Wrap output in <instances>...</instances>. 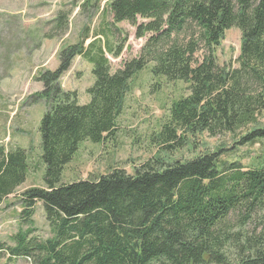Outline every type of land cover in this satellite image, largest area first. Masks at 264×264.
<instances>
[{"label": "trees", "instance_id": "16d2710c", "mask_svg": "<svg viewBox=\"0 0 264 264\" xmlns=\"http://www.w3.org/2000/svg\"><path fill=\"white\" fill-rule=\"evenodd\" d=\"M108 8L111 26L128 22L137 38L152 36L139 58L112 74L106 53L117 58L122 47L104 49L97 40L86 47V27L77 44L60 52L57 70L38 78L43 91L37 98L49 104L40 125L44 187L22 193L21 216L33 226L42 203L53 237L41 241L31 237L33 230L19 232L11 258L35 264H264V231L247 230L264 210V163L246 170L222 160L221 151L173 163L155 156L133 175L117 168L61 182L82 143L101 144L116 133L131 82L150 65L156 78L190 84V94L172 104L156 136L164 152L184 148L189 136L251 126L240 144L263 141L264 0H111ZM139 18L148 23L138 25ZM67 27L65 17L56 28ZM232 28L242 36L239 67H220L215 49ZM76 57L93 66L85 105L58 87ZM28 173L25 149L0 146V205Z\"/></svg>", "mask_w": 264, "mask_h": 264}, {"label": "rangeland", "instance_id": "374dc122", "mask_svg": "<svg viewBox=\"0 0 264 264\" xmlns=\"http://www.w3.org/2000/svg\"><path fill=\"white\" fill-rule=\"evenodd\" d=\"M111 0H0V146L6 149L23 148L28 153L29 173L26 182L14 195L0 205V264H35L34 259L10 256L19 232L33 230L31 237L46 241L53 230L46 219L42 203L35 207L33 226L22 218L21 195L34 187H44L45 165L42 162L40 125L49 104L38 99L43 91L40 75L59 67V54L80 41V33L89 28V43L97 40L105 49L122 47L117 58L106 53L112 74L124 64L140 57L142 48L152 36L136 37V27L128 22L111 26ZM63 17V18H62ZM66 17L67 30L56 27ZM138 25L148 23L138 19ZM111 29V30H110ZM64 30V31H63ZM100 33L102 35H100ZM241 32L232 28L225 32L221 45L215 49L220 67L238 68L241 52ZM204 49L197 54L202 61ZM152 65L140 72L131 82L124 110L118 119L116 133L101 144L82 143L72 161L65 167L62 184L88 180L123 169L133 175L135 168L155 156L167 163L186 162L200 155L221 151V159L239 162L244 169L264 163V140L250 145L240 144L254 126L235 134L216 137L208 133L189 136L187 145L172 153L164 152L155 142L163 124L169 119L174 102L190 94V84L169 83L151 74ZM93 66L81 57L73 59L58 87L74 93L81 105L90 102L87 91L95 82ZM258 126H264L260 118ZM247 230L264 231V210L253 216Z\"/></svg>", "mask_w": 264, "mask_h": 264}]
</instances>
